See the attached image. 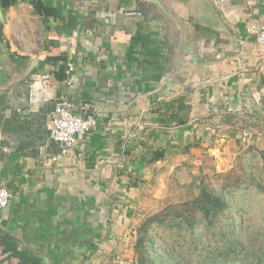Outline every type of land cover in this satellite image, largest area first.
<instances>
[{"label": "crops", "instance_id": "crops-1", "mask_svg": "<svg viewBox=\"0 0 264 264\" xmlns=\"http://www.w3.org/2000/svg\"><path fill=\"white\" fill-rule=\"evenodd\" d=\"M0 8L11 51L36 60L16 82L28 60L5 50L13 68L0 65V181L13 195L0 210V264H42L35 255L114 264L145 195L177 161L206 152L215 133L207 121L264 124V46L247 32L264 27V0H0ZM41 73L47 92L33 84ZM60 99L96 119L64 157L49 137ZM247 130L264 150V130Z\"/></svg>", "mask_w": 264, "mask_h": 264}, {"label": "rangeland", "instance_id": "rangeland-1", "mask_svg": "<svg viewBox=\"0 0 264 264\" xmlns=\"http://www.w3.org/2000/svg\"><path fill=\"white\" fill-rule=\"evenodd\" d=\"M206 123L215 131L206 152L177 161L167 183L145 195L114 264H264V150L243 134L264 124L245 116ZM202 190L227 206L211 226L192 205ZM233 235L236 246L225 238Z\"/></svg>", "mask_w": 264, "mask_h": 264}, {"label": "built area", "instance_id": "built-area-1", "mask_svg": "<svg viewBox=\"0 0 264 264\" xmlns=\"http://www.w3.org/2000/svg\"><path fill=\"white\" fill-rule=\"evenodd\" d=\"M247 32L255 36L259 45L264 46V27L252 25ZM33 84L38 85L42 92H47L50 89L49 76L41 73ZM95 126V117L76 115L73 112V104L67 99H60L55 105L49 123V137L58 145L59 157L67 156L75 147L77 137L88 134ZM12 197L6 182L0 181V210L7 208Z\"/></svg>", "mask_w": 264, "mask_h": 264}, {"label": "trees", "instance_id": "trees-1", "mask_svg": "<svg viewBox=\"0 0 264 264\" xmlns=\"http://www.w3.org/2000/svg\"><path fill=\"white\" fill-rule=\"evenodd\" d=\"M192 205H195L197 207L198 213H200L202 218L205 221H207V226H211V224L213 223L212 219L214 217L218 216V214H220V212H222L223 210H225L227 208L225 202L222 199L211 195L206 190H202L200 196L192 203ZM185 233H183V234H185ZM225 238L227 239V241L229 239H233L234 240L233 246H236L237 244H239L237 235H233L232 238H230L229 236H226ZM140 242H141V240H140ZM148 242L152 246H154L153 237L148 239ZM171 252H173V251L171 250ZM185 254H187V253H185ZM144 257H146V256H144ZM35 261H37V260L34 258H31L30 262H35ZM143 262H144V258H143V260L140 258V263L143 264ZM149 264H153V263H149ZM185 264H189V262L186 261Z\"/></svg>", "mask_w": 264, "mask_h": 264}, {"label": "water", "instance_id": "water-1", "mask_svg": "<svg viewBox=\"0 0 264 264\" xmlns=\"http://www.w3.org/2000/svg\"><path fill=\"white\" fill-rule=\"evenodd\" d=\"M4 16H3V12L1 11L0 8V65H6V68H13L11 63L6 60L5 53L6 51L13 53L12 55L15 56L17 59L19 60H28V62L25 64V66L22 69H17L15 70V79L12 80V82H16V81H20L22 79H24L25 77H27L31 71L33 70V68L36 66V60L32 59L30 61V58L27 56H23V55H19L16 52L11 51V45L9 43V41L7 40L5 34H4ZM6 50V51H5ZM9 70V69H8ZM10 82V83H12ZM35 255V254H33ZM36 257H38L39 259H41V263L42 264H49V260L47 257L43 256V255H35Z\"/></svg>", "mask_w": 264, "mask_h": 264}]
</instances>
